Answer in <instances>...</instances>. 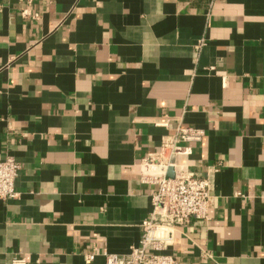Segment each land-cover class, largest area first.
<instances>
[{
	"label": "crops",
	"instance_id": "obj_1",
	"mask_svg": "<svg viewBox=\"0 0 264 264\" xmlns=\"http://www.w3.org/2000/svg\"><path fill=\"white\" fill-rule=\"evenodd\" d=\"M210 1L37 0L25 18L0 0V161L21 165L0 264H106L139 246L156 188L142 178L159 173L143 161L180 124L205 137L167 176H209L213 199L165 252L264 264V0Z\"/></svg>",
	"mask_w": 264,
	"mask_h": 264
},
{
	"label": "built area",
	"instance_id": "obj_2",
	"mask_svg": "<svg viewBox=\"0 0 264 264\" xmlns=\"http://www.w3.org/2000/svg\"><path fill=\"white\" fill-rule=\"evenodd\" d=\"M25 7L21 14L25 18H37L32 6L37 0H19ZM215 0H211L213 4ZM203 41L199 42L200 47ZM156 124L168 125L167 120L159 119ZM205 131L196 127L178 125L174 134L167 136L156 153H150L144 164L154 166L158 174H145L144 182L156 186L151 195V211L143 221V234L140 245L133 247L130 253L118 255L105 251L106 264H180L179 260L165 252L173 243L177 225H185L192 218L206 221L213 199L211 178L194 174L168 177L167 170L173 165V158L181 144L200 142ZM21 165L12 156L0 161V200L16 198L15 181ZM96 254L86 255V262L91 263ZM24 259H15V264H24Z\"/></svg>",
	"mask_w": 264,
	"mask_h": 264
}]
</instances>
